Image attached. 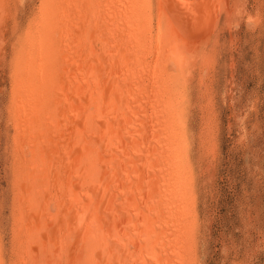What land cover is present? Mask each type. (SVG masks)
Returning a JSON list of instances; mask_svg holds the SVG:
<instances>
[{
  "label": "bare ground",
  "instance_id": "1",
  "mask_svg": "<svg viewBox=\"0 0 264 264\" xmlns=\"http://www.w3.org/2000/svg\"><path fill=\"white\" fill-rule=\"evenodd\" d=\"M209 1L40 0L9 47L17 223L0 264H194L189 75L229 2L196 39L184 26Z\"/></svg>",
  "mask_w": 264,
  "mask_h": 264
},
{
  "label": "rangeland",
  "instance_id": "2",
  "mask_svg": "<svg viewBox=\"0 0 264 264\" xmlns=\"http://www.w3.org/2000/svg\"><path fill=\"white\" fill-rule=\"evenodd\" d=\"M10 1L7 28L0 36L5 48L0 54V234L4 236L0 235V244L6 260L17 223L11 210L14 160L13 130L7 120L12 71L9 47L37 16L40 5V0ZM217 1L210 0L200 9V20L184 26L189 29L182 28L191 32L193 40L213 20ZM223 1L229 2L227 10L205 36L208 52L196 60L194 66H199L189 75L186 117L195 140L191 212H196L192 220L198 226L192 235L193 244L197 243L194 264H264V0ZM200 47L204 49V43Z\"/></svg>",
  "mask_w": 264,
  "mask_h": 264
}]
</instances>
